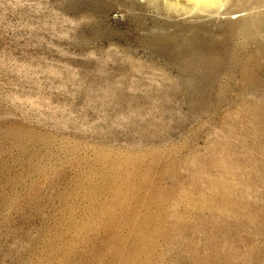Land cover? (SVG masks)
<instances>
[{"label":"rangeland","instance_id":"rangeland-1","mask_svg":"<svg viewBox=\"0 0 264 264\" xmlns=\"http://www.w3.org/2000/svg\"><path fill=\"white\" fill-rule=\"evenodd\" d=\"M263 12L0 0V264H264Z\"/></svg>","mask_w":264,"mask_h":264},{"label":"bare ground","instance_id":"bare-ground-1","mask_svg":"<svg viewBox=\"0 0 264 264\" xmlns=\"http://www.w3.org/2000/svg\"><path fill=\"white\" fill-rule=\"evenodd\" d=\"M206 3H209V4H212V3H215L217 0H204ZM251 7H253V6H251ZM221 8V7H220ZM246 9V8H245ZM206 10V9H205ZM223 12L222 13H220V15H221V17L222 16H229V17H232V18H236V17H240V16H242L241 15V13H243V11H244V9H242V8H240L239 6H236V7H226L224 10H222ZM249 11V10H248ZM213 13V12H212ZM264 13V12H263ZM217 14V13H216ZM258 14V13H257ZM262 15H264V14H262ZM233 16H235V17H233ZM248 109H249V107H247ZM251 109V108H250ZM256 109V108H255ZM258 109V108H257ZM247 110V109H246ZM262 110V109H261ZM249 111V110H248ZM257 111V110H256ZM253 113H255V111H253ZM246 115V114H245ZM260 116V115H259ZM259 116H253L252 117V119L254 120V121H258L259 119H260V117ZM249 117V116H248ZM251 118V117H250ZM249 120H251V119H249ZM249 120H248V122L247 123H250L249 122ZM262 123V122H261ZM254 124H256V122H254ZM257 125V124H256ZM127 160V159H126ZM123 161V160H121L120 161V163L121 162H123V163H126L127 161ZM128 163V162H127ZM231 167V166H230ZM233 168V167H232ZM216 181H218V180H216L215 178H211V180L209 181V185H212L213 183H215ZM130 185V184H129ZM217 185H221V184H217ZM215 186V185H214ZM223 187V186H222ZM225 187V186H224ZM221 188V187H220Z\"/></svg>","mask_w":264,"mask_h":264}]
</instances>
